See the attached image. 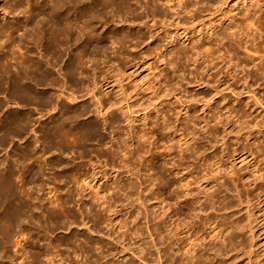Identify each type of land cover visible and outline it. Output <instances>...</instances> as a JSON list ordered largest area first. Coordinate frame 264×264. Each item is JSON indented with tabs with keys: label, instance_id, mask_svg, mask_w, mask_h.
<instances>
[{
	"label": "rangeland",
	"instance_id": "374dc122",
	"mask_svg": "<svg viewBox=\"0 0 264 264\" xmlns=\"http://www.w3.org/2000/svg\"><path fill=\"white\" fill-rule=\"evenodd\" d=\"M18 1L21 2V0H0V28H1L0 29L1 30L0 31V40H1L0 41V45H1L0 46V75H1L0 76V171L8 170L10 174V180H11L10 187H12L13 192L15 194L17 193L16 195L17 196L19 195L20 198L21 196L22 197L26 196V199H29L28 196H30L31 198H36L38 197V195H40L42 196V198L47 199L46 193H47L48 185L50 188H55L58 191L55 198H53L51 201L47 200L45 202V205H46L45 212H47L48 214L52 212V215L54 217L50 214L49 216H46L47 215L46 213L45 216L50 217L48 220L41 219L38 221L37 219L35 221V224L30 223V224L24 225V229L21 235L24 240L23 243H25L24 245L27 249L34 248L37 250H43L48 247L49 242L51 240L57 239L58 237H61V236L63 237L68 236L71 233V231L77 232V233L82 232L84 234H87L90 237L92 236V238L94 239H100L101 235L106 236L107 230L105 229V226L101 225L98 227H94V224L92 222L88 224V227L92 229L93 232H95V234L93 235L91 233H88L85 227H83L80 224L79 225L77 224L73 226L72 228H68V229L64 226H60V225L55 226L53 224V222L56 223V218L58 217L60 218L61 216H63L61 213L60 207L58 206L60 203L59 197H60V193L63 192L64 194L67 190L68 191L71 190L72 196L76 197V201L74 198V203H72L70 206L74 208L75 213L79 216V220H81V217L79 215V209L81 207V202L78 203L77 201H79L84 195H87L88 197L85 199V202L89 204V206L97 205L95 201L91 199V197L94 196L96 192V189L94 188L96 187V185L101 187L100 189L101 192L102 190L106 191V189L109 188L110 192L106 194V197L108 198L112 197V201H115L117 205L124 206L125 204H123V200L125 199V197H128L130 199L129 201L133 202V204L136 205V209L132 212L131 217L135 218L138 214H140L141 216L145 215L144 207L139 206L138 196L141 195L142 198L147 196L148 199L149 198L151 199V203L155 202L153 195L150 197L148 196L150 195V189L154 190L157 193L158 192L157 188L160 185V181L154 183L152 182L153 178H149L148 174L149 173L152 174V171L150 170L153 166L155 167L163 166L164 169H167L166 174H170L173 168H176V169L179 168L182 170V169L189 167V170L181 172L179 175H176V176L174 175L175 176L174 178H176V180L181 175L186 174L187 172H190L194 169H197V172L193 174L192 177L189 179V183H190L189 191L195 196L199 192H201L200 191L201 185L202 184L204 185L206 183V181H204L203 176L206 175L205 172L208 171L207 173H209L208 169H210V167L207 166L204 160L210 157L213 158L212 156L214 155H217L218 157H220L222 155L223 146L221 143H219V141H216V139L213 138V136H211L210 133L202 134L198 131L201 126L205 125L204 123H203L204 125L203 124L201 125L200 122L205 118L207 119L211 118L213 116V113H210L209 110L206 111V109L201 107V104H199L196 100H199L202 97L211 98L213 94H211V91L209 90V88H206L204 86L197 87V85L195 84L196 82L195 77H197L198 81L205 82V83H211L210 85L214 87H217L219 85V80H220L224 84L222 89L227 88V85H229L231 89L234 90V94H232L230 90L225 91L223 93L224 99L215 98L216 106L223 105L224 103V105L227 106V110H231V109L236 110V111L238 109L245 110L250 113L251 117L247 119L248 124L247 125L245 124L242 127L248 128L247 126L249 127L251 126L252 128V127H255V125H257L258 123L259 127L253 128V130L255 129L257 131L259 129H262V130L264 129V75L262 74V71L258 72L255 67V66H258L260 64V61L264 59V18H262V16L264 17V0H257L260 3L258 4L259 6H257L259 7L258 14H257L258 9L250 12L251 16L256 15V14H257V18L259 16L260 21L259 22L256 21L257 24H256V27H254L255 28L254 30H258L259 33H257L256 35V31L252 32V34L255 35L256 42L253 40L254 42L252 43L251 42L252 39L249 40V38H248V41H250L251 43L246 42L245 40L243 44L246 43L245 44L246 49L243 44H242V47L239 48L238 43H234L235 38L230 37V34L232 33L228 28L230 21H227L226 23L223 22V28L216 30L215 33H216L218 41L217 43H213V45L209 43L212 39L211 38L209 40L207 39V37L212 32H209L208 30H204L203 27L213 26L214 23L217 22L219 19H225V15L221 16L222 12H224L225 14H229V11L231 9L232 10L235 9V11L237 10L235 13L238 14L237 15L238 21L243 20L244 18L243 16L247 12L242 6H237V5L238 3L240 5H245V4L249 5V0H205L204 4L197 7L196 11H194L191 14L181 12L179 15L172 16L170 12L165 10L162 17L155 18V20L153 21H152V18H148V19L144 18L142 21H137V22L132 19L133 15H131L130 12L128 13V11L124 9H115L116 11L114 13L118 17L119 16L122 17L120 19H118L117 16L113 18L112 15L110 16L111 14L110 13L109 16L106 17L105 20L104 19L103 20L102 19H99V20L92 19L91 20L92 13L88 12L89 14L87 13L86 15L83 9L86 8V5L89 6L93 0H89V1L82 0L83 1L82 3H79L81 2L80 0L79 2L78 0L77 1L75 0L76 2H78V4L74 0L72 1L68 0V3H66L67 0H64V2L63 0H61L62 1L61 4L65 3L66 5L59 4L60 5L59 7L67 6L66 8L64 7V9L66 11H69V13H71L72 15H73V12H76L74 14L77 15L79 7L80 8L82 7L81 10L79 9L80 12H78V14L79 13L81 14V12H84L82 13V15L84 14V16L81 15L83 18L80 15H77V16L74 15L73 17V18L78 17L77 19L79 20V23H78V20H75L76 22L74 24L75 25L77 24V26H79V28L75 26L76 28L78 29L82 28L81 30L83 31V27H81V24L85 23L87 25L86 23L87 20L85 19H88V20L90 19L89 22L91 23V21H93L94 23V24L92 23L93 25L88 24L89 26H92V28L89 27V31L91 33H89L87 29L86 30L84 29V35L87 34L85 37L83 36V34H81V32H78L79 30H77L75 27H74V30L71 29L72 34L70 33L69 30L66 29L67 31L66 30L65 31L68 36L67 38L66 37L63 38V40L61 39L63 43L61 41L59 43L61 48L65 47L64 49H66V51L62 50L63 52L60 50L61 48L57 49V47L56 48L54 47L53 45L54 42H51L53 43L51 45L50 43H48L50 41L45 43L51 37L50 33L54 32V29L58 28L57 25L55 24L56 20L53 19L55 17V14L53 15V13L57 14V12H53V11H58L59 8H58V4L56 3L58 2L60 3L61 1L53 0V1H57L54 3L56 4L55 6H57V10H54L56 8L55 6L54 7L52 6L53 5L52 0L50 1L48 0H29V1L22 0L23 3L21 2V4ZM38 2L40 5L38 4ZM70 2L72 5L71 7L74 6L73 8H71V9H75L74 11L70 9ZM72 2L74 3V5ZM44 3L47 4L46 7ZM11 7H12V10H11ZM17 7L19 8L17 9ZM75 7H78V9H76ZM13 9L15 10V12ZM65 10L59 9L60 12L61 11L63 12ZM110 10L111 9H109L108 11L110 12ZM49 12L51 13V15ZM124 12L128 14L126 15V13L124 14ZM31 14H33V16ZM29 15H31L32 18ZM88 15L90 17H88ZM123 18L125 19V22L123 21ZM26 19H28L29 21L27 22ZM83 19L85 20V22L83 21ZM7 20H12V22L8 21L9 22L8 23ZM48 20H52L51 21L52 23L50 21L47 22ZM13 21L16 24V27L18 28V30L21 31V32L19 31L20 34L18 32L19 36L15 38L17 39L15 40L17 44L12 43L11 41L8 40L6 36V29H4V26L6 28L10 23H13ZM95 21L98 23H96ZM80 22L82 23L80 24ZM6 23L8 24L6 25ZM246 24L248 23L245 22V20H243V26L245 27L244 29L248 28ZM22 26H26V27H22ZM52 26L54 27L56 26V28L52 29L53 28ZM60 26L61 24L59 25L58 29H61V28L64 29L63 26L61 28ZM83 26L85 28V25ZM197 26H198V30L200 31L196 33L197 38L191 37L190 41L187 40L188 36H185L184 38V35H187V33H190L191 30H194ZM36 27H37V30H36ZM38 29H39V33L36 32L38 31ZM48 30L50 31L52 30V31L50 32ZM131 30L135 32L136 31L141 32L140 36H143L142 40H137L133 36L130 35V37H132L133 40H131V38H129V40L125 39L127 40L125 43V40H123V36L125 35L124 38H126L127 37L126 33L130 32ZM42 31H44L43 34H45V32L46 33L50 32V33H47L49 38H46L47 34L43 36L42 33H40ZM85 32H88L89 34ZM249 32L251 33V31ZM21 33H24V34L26 33V37H24L23 36L24 34H22L23 38L20 40V38L22 37ZM37 33L43 36V37H40L38 35L39 36L38 40L41 38L43 39V41L42 40L38 41L40 45H41L40 42L42 41V43H45L46 45L48 44L47 48L49 49L44 47L45 49L53 50L52 48H50L51 46L59 50V52H61V55L57 50H55L57 52L54 51L55 53L53 55L52 53H50L52 51H50L49 52L50 55L48 54V52L46 53L48 54V56L45 53H42L41 55L44 54L43 55L44 59H42V56L38 55V53L40 54V52H45V49L43 51L42 49L43 46L41 45L42 46L41 47L38 43H36ZM69 33L71 35H69ZM113 34L121 36L120 40L118 39L119 36H117V39H116V36H114ZM35 35H36V38L34 37ZM97 35L99 36L97 37ZM87 36L89 37L87 38ZM177 36L178 37L180 36L183 39L182 41H184L185 43L180 44V41L177 40L178 38ZM93 37H95V39H93ZM223 37H228L229 42L227 43L229 44H226V41H222ZM69 38H71L69 40L70 43L68 41ZM45 39L47 40L45 41ZM72 39L76 41V43H73L74 41ZM34 41L39 47L35 45ZM192 41H194V43L198 41H205L206 46L203 48V54L205 55L206 54L215 55V52L217 51V49H219L221 53L220 56L221 55L226 56L225 57L226 67L229 66V70H230V73H232L233 75V79L229 81L228 69L225 68L223 64H219L220 60L215 59L214 63L218 62L217 63L219 64L218 68L213 71L208 72V66H209L208 61L210 59L207 60L206 58L204 59L202 58L201 60H199L198 63H196L195 66H192V67L191 66L189 67L187 65L188 63L185 58L180 59L178 53L182 49L186 50L189 53V56L193 54L192 51L190 50V46L193 44ZM10 42H11V45H10ZM172 43H174V45H172ZM45 44L44 46H46ZM87 44H90V46ZM222 44H224V47L226 45L225 47L226 50L222 49L224 47L220 49V45ZM251 44L253 45L254 50L252 49L253 47H251L252 46ZM16 45H19L20 48H22V50H20V48L18 49L19 46H16ZM99 45H101V47H99ZM161 45H168V47L167 49L162 51V53H159L157 49ZM10 47H12V50L13 49L15 51L17 50L16 52L18 53L14 54L15 53L14 50H13L14 53L13 51L10 52L11 51ZM247 47H250L252 51H254L257 54L255 55L254 52L252 53L248 52V51H251V49L249 48L247 51ZM27 49L29 50L28 53L26 51ZM23 51L26 53H24ZM83 52H84L85 57L83 56L84 58L81 59ZM21 53H22L21 56H24L23 58L26 61L32 56L29 59V62L27 61L28 63H30L32 60L35 61L36 58L34 56L37 57L38 55L39 59L37 58V62H34V63H38L39 65V62H40L41 65L46 66V67L42 66L41 69L44 68V71H43L40 68H38L37 65H35L34 63H30L28 65V63L26 62L27 63V66H26L24 62L25 70L27 71L28 74L30 73L29 75L25 77L29 76L28 77L29 79L26 78V80L28 79L27 83L24 82L26 80H23L21 82L17 80V84L19 85L18 81L21 84L23 82L28 84L27 85V88L29 87L28 92H27V88H24V84H22L23 88H21L22 85L20 84L21 86L19 85L20 86L19 87L16 83L14 84V87L17 88L18 86L19 89H16L15 92L12 91L14 88L12 85L13 84L12 81L14 82V79H12V77H10L11 75L9 74H8L9 76L3 75V74L6 75L5 72L10 67L13 68V66L17 64V62L18 63L23 62L24 59L23 58L21 59L19 57ZM25 54H27V56L30 55L28 56L29 57L28 59H26L27 56L25 57ZM55 54L58 55L59 65L55 63L58 60H53V56ZM73 54H75V56ZM76 54H78V58L76 57L77 56ZM161 54H162L163 62H160L159 59L154 58L155 55L161 56ZM70 55H72L74 58ZM12 56L14 59L12 58ZM50 56L52 57V62L50 60L51 59ZM59 56H64L61 58L62 61L60 60ZM145 57L148 60L147 64H145L146 63L145 62L146 60L144 59ZM248 57L249 58L251 57L254 59L253 61H254L255 66L252 65L251 67L246 68V70L244 71L243 67L244 65L247 64L246 59ZM69 58L73 59V61H70ZM260 58H263V59H260ZM17 59L19 61L16 62ZM46 59L47 61L50 60L48 62L49 64L47 63ZM77 59L78 61L80 60L81 62L84 59L83 60L84 62L82 63V67L83 66L84 67L82 68L80 65L79 69H81L82 72L84 71L83 73L86 74V76L88 77V82H92V80L94 79L93 81L98 83L97 89L93 91V94L97 95L98 97L101 96V103H102L101 105L105 109L104 112H106V110L108 109H111L110 111L113 112V115L111 116V120L117 119L120 122V125L116 124L114 128H110L109 125H106L105 122L101 118L96 116L95 113H90L89 115L85 116V118H82L80 120V123H83V124H87L88 122H94L99 126L100 133L106 139L105 146L100 144L96 140H85L84 139L81 141L80 139H83V138H80L76 133L66 135V137H64V139L61 140V139H54L52 137H49L46 132V126L47 124H49L50 120H52L53 117L58 120L63 118L62 112L60 113L58 107L57 108L55 107L57 106V104H65L71 108L72 107L79 108L82 103H87L90 106L91 111H95L96 109L95 100L91 99V96L81 98L82 96H85L87 91L83 89L82 85L77 80H75V77L73 75L74 69L71 64L74 62V60L75 62H77L76 61ZM13 60L15 64H12ZM228 60H231L230 61L231 63L229 62L228 64L227 63ZM169 61L177 62L179 66V68L176 69L175 74L172 73L171 69L168 70ZM68 62H71V64L70 63L68 64ZM9 65L11 66L9 67ZM27 67H29V69H26ZM59 67H61L62 69L65 70L66 73L67 72L68 73L66 74L64 70H61ZM70 67L73 69V70L71 69L72 73L69 71ZM33 68H34V72L35 71L36 72L39 71L40 73L42 71L43 73L45 72V77H47L46 72L49 68L50 70H48L47 74L50 73L49 71H52L51 73H53L54 75L52 74V76H50L49 74V76L51 78L53 77L55 80L58 79L57 81L60 82V83L58 82V84L60 85L55 86L54 85L55 83H52V82H56V81H53L54 79L52 78L51 80L52 86L49 87L50 84H46L50 80L49 76L47 77L48 78L47 82L43 84L46 79L42 76V78L44 79V82L42 83L41 81L43 80L41 79V76H40L42 74H39V75L34 74V72L32 71ZM197 68H199V71H198L199 73L196 72ZM202 68H204L205 70L202 71L201 70ZM59 69L60 71H58ZM28 70H31L33 73L31 71L28 72ZM8 71L11 72L10 69ZM112 71H119V74H120L119 80L121 81L120 84L119 83L116 85L111 84L112 78L110 77L109 74ZM218 72L219 74L217 75ZM12 73L13 72H11L10 74ZM65 74L69 78L71 76L73 77V78L71 77L73 81L69 79L72 81L71 83L68 80V77L65 76ZM2 75L6 78L9 77L12 81L8 78L7 79L3 78ZM30 75H32L35 78L34 79L32 77L34 80L33 82L31 81ZM164 75H167V77L170 76V79H167L166 81H164ZM176 75H182L183 78L185 79V82L181 85L179 84L175 85V80L173 78ZM40 79L41 81L38 82V80ZM7 80H10L11 82L9 81L7 82ZM65 81H68L67 86H65V84L63 83ZM246 82L253 87L259 86L258 88L259 97L258 98L260 99V102L262 103V107L255 105L253 99H247L246 95L243 94L244 87H246L245 86ZM187 83L188 84L191 83V85L189 84L190 85L189 86ZM102 85H106L107 89L110 90L108 94L103 95L100 92L98 88H100ZM119 86L121 87V89ZM166 86L169 88L173 87L174 89H176L177 99L173 98V96H170L169 98H166V99L163 98L162 94ZM9 87H12V88H9ZM21 89H26L24 91H26L28 94L30 92L29 94L30 96L27 93L26 94L28 96L26 94H23L24 95L23 96L21 93L23 90L21 92L19 91ZM72 90L74 91L78 90L79 92V94H76V97H78L77 102H72L70 100L69 93L72 94L73 92ZM122 91L123 93H125L126 98L129 100L128 103L127 102L123 103L125 105H128L130 108V110L127 112L129 117L126 116L127 114L125 115V113H122L120 110H118L119 102H121L122 100L121 99ZM18 92H20L21 94ZM157 95H160V97H157ZM67 96L69 97V99L67 98ZM51 97L53 98L54 101L50 100L52 99ZM45 98L48 101H46ZM167 99L171 100L170 103H165L164 105L159 106L157 108V111L154 110L155 108L150 107L148 116L146 118L141 117V115L144 113L143 111L144 108H148L150 104H153V105L159 104L162 101L167 100ZM175 104L176 105L179 104V106L174 107ZM186 105L189 107L188 108L189 111L184 109V107H187ZM51 107H53V109ZM55 108L58 110H56ZM183 111H187V112H183ZM177 113L178 114L182 113L181 114L182 117H180V122L179 121L176 122ZM130 117L131 119H128ZM16 119H18L19 121ZM127 119L132 122L128 123ZM168 119L171 121V124H172L170 128L174 127V129L178 128L179 130L183 128L184 130L177 134L174 132V129L172 130L169 129L167 131L163 130V127H164L163 125H165V121H167ZM187 119L188 120L191 119L195 121V125H196L195 126L196 128L195 138H196V143H197L195 148L201 147V150L198 149L199 151L196 150L197 152L189 150L187 153H185L184 158L179 159L180 156L177 153V148H178L177 142L179 141V136L180 134H183L185 136H188V134H190V131H187V129L184 127L186 125L185 123H187L186 122ZM11 120H14V122L12 121L13 124ZM22 120H24V122ZM17 121H18V124L15 123ZM21 121L22 123H20ZM224 125L226 128L229 129L230 126H227V124H224ZM212 126H215V125L212 124ZM192 127H193V124L192 123L189 124V128L192 129ZM217 129H218L217 135L222 137L223 136L222 129L220 128H217ZM230 129L234 132H233V135H231L232 138L229 139V149L225 151V154H227V152L229 151L228 153H230L229 154L230 157H227L225 161L228 164V166L236 167L237 171H240L239 172L240 178H243V177H246V178L244 181L243 180L233 181L231 180V177L223 178L220 181L219 185L213 188V191L212 190L209 191V193L214 195L213 200L211 199L206 200V198H201L200 202H198L199 204L204 203L205 205L206 204L210 205L209 207L206 206L207 208L205 207V205H203V208L205 207L206 209L204 213L203 212L201 213V216L202 218H207V217H209L210 219L214 218L216 221L219 222V225H221L220 229L222 228V223L225 220H227L228 222L229 221L235 222L236 220L235 225H237V220H239L240 225H242V227H240V230H242L245 227L244 228L245 231H242L243 236L241 235L237 237L235 241L232 243V245L226 248L227 250L225 251L223 255L213 257L214 264H264V191H263L264 181H258L255 184H253L252 187H248L250 180L251 181L253 180L252 172H254L255 170L261 171L263 169L262 173H264V157L257 158V154H256V156L252 158V157H249V154L248 155L246 154L243 155L242 153L240 154V151H239L240 149L238 150L236 149L239 148L241 145L244 146L247 144L246 137L244 136L241 139L240 143L234 146L235 137H237L236 132L240 131L239 125L237 124L233 125V127H231ZM154 130H156L155 137H153V134H152ZM138 135L142 136L141 138H144V139H142L139 144L135 143L134 146H131V145L129 146L128 150L132 152L131 154L129 153L125 154L126 151L128 152V150L127 149L123 150L124 147L120 149L118 148L120 146L118 145V142L120 140L126 139L130 141L132 138H135L136 140L138 138ZM260 136L259 134H256V135L254 134L252 136L253 138L252 143H254L255 140H259L258 138ZM170 137L171 139L173 138V142L171 144L174 145V147L171 153L173 154L172 157H174L173 158L174 160H172L171 157L166 156L167 151L165 150L163 146L164 144H166L167 139L171 140ZM261 140L264 143V135L262 136L260 141ZM62 142L63 144H61ZM216 142H218L219 144H217ZM215 143L216 145H214ZM253 147H254L253 150L255 149L254 150V153H255L257 150L256 149L257 144H253ZM44 151H46L47 154H45ZM245 158H248L247 162L242 163ZM57 159H58V162H56ZM144 159L147 161L143 162ZM152 159H154L155 162H152L151 161ZM165 161L166 163L168 162L167 165ZM94 163H95L96 173H100V174L102 173L104 176L110 177L113 171L116 172L113 175L115 177L114 184L112 183L107 184L104 181L99 182L97 180H94V177L92 175L93 171L90 168V165ZM125 164L130 166L131 171L137 174L136 176H139L141 174L142 176L138 177L139 179L137 178V180L128 179L127 177L129 176L126 173L130 169L128 168V166L125 169L124 168ZM78 165L83 166L85 168L86 175L83 178H79L80 174L78 175H76L77 173L71 174L67 171L72 166H78ZM8 167H11V168H8ZM63 169L65 170L64 173L62 172ZM57 170L60 171L59 172L60 175L59 173H56L58 172ZM201 170H205L204 173H202ZM61 172L63 174H61ZM68 176L70 177L72 176V177L70 178ZM210 178L211 177H209V179ZM248 178L250 179L248 180ZM51 179L54 181H52ZM84 179H86V181L83 183L82 181ZM126 186L128 187V190L126 189L127 191L125 190L126 192L124 191L123 193L121 189ZM130 188H131V191H130ZM132 188H135L134 191L132 190ZM259 193L262 195H260ZM78 195H80V197ZM259 195L261 197H259ZM77 196H78V199H77ZM16 200H15V203L17 202ZM190 203H192V200H190ZM155 208L156 209L152 211L153 216L151 217L155 216L154 215L155 211L157 212V214L160 212L158 211V205H156ZM218 209H221V211H219ZM50 210L52 211L50 212ZM54 211H56L57 213L55 214ZM127 216H129V214H126V212L122 213V218L123 217L126 218ZM251 217L253 218V221H254L252 224L253 232H250L248 229ZM49 221L50 223L52 222L51 223L52 226L51 224H49ZM88 222L89 221L87 219L86 223ZM45 223L49 225H46ZM139 224H140V230L146 233L147 235L151 231L153 232L155 228H157V226L155 225V222L151 221L148 224V220H145V219H142L139 222ZM12 226H14V224L11 225L10 229L15 230V228L13 229ZM48 226H50V229L48 228ZM130 227L132 228L133 224H130ZM161 229H162L161 231L162 236L166 237L167 234L164 232L163 228ZM202 230H203V227H202ZM124 231H121V232L118 231L117 234L114 235V237H117V235H120ZM98 232H100V234H98ZM14 234L15 232L13 233V235ZM120 238L124 239L123 245L125 249H127L125 253H123L124 258L123 259L121 258L119 263H116V260L110 256L107 259H105V261L103 260L100 261L101 264H106L108 261L111 262L109 264H114V263L115 264H131V263L138 264L139 263V261L136 260V258L132 256L131 252L135 247L139 246V244L142 245L143 243H139L138 241L131 239L130 236L128 235H125V237L120 236ZM242 241L243 243H245L244 245H246L245 248L239 245V243H241ZM104 242L105 244H108V246H113L110 241L105 240ZM225 245H227V243H225ZM164 247H166V245L163 247L159 245L158 247L159 251L156 249H153L152 254H147V259L149 260L158 259V256L160 255L161 257H163V259L161 260V263L163 262V264H166L165 263L166 260L164 258V253H165ZM63 250L64 248H61V249L56 248L52 250L51 255L48 259L41 258L43 261L40 264H81L79 263V262H82L81 256L77 259L74 256L73 250H70V249L66 251H63ZM253 250L255 251V258L249 262V260H247L245 256H246V253L248 254V252L250 253ZM114 251L122 252V247H117ZM8 255L9 256L11 255L10 257H13L14 251L12 248L9 249ZM199 255H205V257H207L206 251H202L201 253H199ZM237 256L238 257L240 256V257L238 258ZM20 261L19 259H16L17 264L20 263ZM1 262L9 263V258L6 257L4 259H0V263Z\"/></svg>",
	"mask_w": 264,
	"mask_h": 264
},
{
	"label": "bare ground",
	"instance_id": "6f19581e",
	"mask_svg": "<svg viewBox=\"0 0 264 264\" xmlns=\"http://www.w3.org/2000/svg\"><path fill=\"white\" fill-rule=\"evenodd\" d=\"M48 1H50V0H48ZM57 1H53L52 0L53 5L52 4L51 5L54 7L56 4H58V8L60 10L61 9L65 10L64 9L65 6L64 7L63 6L59 7V6L60 5H66V4L65 3L64 4H61L62 3L61 0H59V1H61L60 3L58 2V3L54 4ZM69 1H72V0H69ZM80 1L81 2H79V0H78L79 3H82L83 2L82 0H80ZM87 1H89V0H87ZM204 1L205 0H137V1L136 0H93L92 3H90L89 6L86 5V3H85L86 8H84L83 10L85 11L86 15H87L88 12H91L92 13L91 14V20L92 19H94V20L95 19H98V20L99 19H102V20L104 19L105 20L106 17H108L110 13H111L110 16L112 15V17L115 18L117 16L114 13L116 11L115 9H124V10H127L128 13L130 12V14L133 15V18L132 19L134 21H136V22L137 21H142L144 18H147V19L148 18H152V21H153V20H155V18L162 17L163 14H164V12H165V10L168 11V12H170L172 14V16L179 15L181 12L182 13L191 14L194 11H196L197 7H199L200 5L204 4ZM254 1L255 0H249V5H247V4L240 5L239 3L237 5V6H242L246 10V12H247L243 16L244 17L243 20H245V22L248 23V24H246L248 26L247 29H244L245 27L243 26V20H240V21L237 20V17H238L237 15L238 14L235 13L237 11V10L235 11V9L234 10L231 9L229 11V14H225L224 12H222V15L221 16H224L225 15V19H219L217 22L214 23L213 26H210V27H205L204 26L203 27L204 30H208L209 32H212L207 37L208 40L210 38L212 39L209 43H211L212 45H213V43H217L218 40H217V36H216V33L215 32H216L217 29H222L223 28V22L226 23L227 21H230V24H229V27H228L229 30L232 32L230 34V37L231 38H235L234 39V43H238L239 48L242 47V44L245 42V40H246V42H250V41H248V38H249V40L252 39L251 42L253 43L255 41V35L252 34V32L256 31V35H257V33H259L258 30H254L255 29L254 27H256V24H257L256 21H258V22L260 21L259 20V16L257 18V14L259 13V7H257V6H259L258 4H260V3L257 0L255 2ZM18 2H20V1H18ZM21 2H22V0H21ZM21 2H20V4H21ZM63 2H64V0H63ZM78 2H76V3L78 4ZM46 3H48V2H46ZM46 3H44L45 4V7L47 5ZM66 3H68V0H67ZM38 4H39V2H38ZM49 4H50V2H49ZM73 5H74V3H73ZM71 6L72 5H71V2H70V9L74 7V6L73 7H71ZM12 7H11V10H12ZM163 7H165V8H163ZM18 8L19 7H17V9ZM40 8H41V6H40ZM55 8L56 9H54V10H57V6H55ZM75 8L78 9V7H75ZM81 8L79 7L80 10H81ZM51 9H53V8H51ZM59 9H58V11H59ZM79 9H78V12H80ZM109 9H111L110 12L108 11ZM257 9H258L257 14L251 16L250 15V12L251 11H255ZM71 10L74 11L75 9H71ZM4 11H6V10H4ZM58 11H53V12H57L58 15L56 13H53V15L55 14V17L54 18L52 17V18L56 20L55 21L56 22L55 24L57 25L58 28H59V25L61 24L60 28L63 26L64 29L63 28H61V29H58V28L57 29H54V28H56V26L55 27L52 26L53 27L52 29H54V32L50 33L52 30L51 31L48 30L50 32H47V33H50L51 34L50 35L51 36L50 38H49V36H48V34L46 32H45V34H43L44 31H42L40 33H42L43 36L47 34V37L46 36L45 37L46 38H49V39L48 40L45 39V41L47 40L46 42L44 41L45 43H47L48 41H50L48 43H50V45H51V44H53L51 42H54V44H53L54 47L55 48L57 47V49H60L61 48V46L59 44L60 41L63 43V41H62L63 38H65V37L67 38V36H68L67 33H66L67 30H69L70 33L72 34V30L71 29L74 30V27L77 26V24L75 25L74 23L76 22L75 20H78L77 19L78 17L73 18L74 15H75L74 13H76V12H73V11H71V12H73V15L71 13H69V11H66V10L63 11V12L62 11L61 12L59 11L60 14L58 13ZM14 12H15V10H14ZM78 12H77V15H80V16L82 15V13H84V12H81V14L80 13L78 14ZM125 13L126 12H124V14ZM128 13H126V15ZM24 15H25V13H24ZM31 15L33 16V14H31ZM31 15H29V16H31ZM50 15H51V13H50ZM77 15H75V16H77ZM32 16H31V18H32ZM82 16H84V14ZM227 16H228V18H227ZM88 17H90V16L88 15ZM26 18H28V17H26ZM120 18H122V17L119 16L118 19H120ZM262 18H264V17L262 16ZM12 20H7V22L8 21L12 22ZM26 20H27V22L29 21L28 19H26ZM52 20H48L47 22H49V21L51 22ZM85 20H87L86 21L87 25L93 23V21H91V23L89 22L90 19L89 20L88 19H85ZM85 20L83 19L84 22H85ZM123 21L125 22V19L124 18H123ZM126 21H127V19H126ZM82 22H80V24ZM8 23H6V25ZM78 23H79V20H78ZM96 23H98V22H96ZM53 24H51V25H53ZM83 25H85V28H84ZM87 25L85 23H82L81 24V27H83V31L81 30L82 28L81 29H78L79 26H77L78 28H76V27L75 28L77 30H79L78 32H81V34H83V36L85 37L87 34L84 35V29L85 30L87 29V31L89 33H91L89 31V27L92 28V26H89V25L87 26ZM45 26H47V25H45ZM86 26H87V28H86ZM103 26H104V24H103ZM22 27H26V26H22ZM4 29H6V36H7L8 40L11 41L12 43H16L15 40H17V39H15V38L19 36L18 35V32L20 30H18V28L16 27V24L14 23V21H13V23H10L6 28L4 26ZM50 29H51V27H50ZM76 29H75V31H76ZM93 29H94V27H93ZM36 30H37V27H36ZM249 31H251V33ZM20 32H19V34H20ZM36 32L39 33V29ZM88 32H85V33H88ZM198 32H200V31L198 30V26H197L194 30H191L190 33H187V35H184V38H185V36H188L187 37V40L190 41L191 37L197 38L196 33H198ZM38 33H37V39H36L37 42L36 43L39 44L38 41L39 40H42L43 41V39L41 38V39L38 40V37L39 36L40 37H43V36H41ZM70 33H69V35H71ZM22 34H24V33H21V36H22ZM116 34L115 35L113 34V35L116 36V39H117V36H119V35H116ZM140 34H141V32H137V31L135 32V31H132L131 30L130 32H127L126 33V36H127L126 38H124L125 35L123 36V40H125V39H128L129 40V38H131V40H133L132 37H130V35L133 36L137 40H142L143 36H140ZM29 35H31V34H29ZM23 36L26 37V33ZM23 36L21 38L19 37L20 40L23 38ZM98 36L99 35H97V37ZM34 37L36 38V35ZM88 37L89 36H87V38ZM120 37L121 36L118 37L119 40H120ZM72 38H73V36H72ZM70 39L71 38H69L68 41ZM93 39H95V37H93ZM173 39H175V38H173ZM23 40H25V39H23ZM123 40H121V41H123ZM177 40L180 41V44H184L185 43L184 41H182L183 39L180 36L177 38ZM228 40H229L228 37H223L222 38V41H226V44H229V43H227V42H229ZM42 41L40 43L43 46L42 49L44 51V49L47 48V45L48 44L46 45L45 43H42ZM110 41H112V40H110ZM126 41L127 40H125V43H126ZM11 42H10V45H11ZM64 42H66V41H64ZM85 42H86V40H85ZM192 42H193V44L190 46V50L192 51L193 54L191 56H189V53L186 50L182 49L178 53L180 59L185 58L186 61H187V63H188L187 65L189 67L190 66L191 67L192 66H195L196 63H198L199 60H201L202 58L203 59L206 58L207 60L210 59L208 61V64H209V66H208V72L217 69L218 66H219V64H223L225 66V68L228 69L229 81L233 79V75H232V73H230L229 66L226 67V63H225V57L226 56H223V55L220 56L221 53H220L219 49H217V51L215 52V55L214 54L213 55H211V54L210 55L209 54H206L205 55V54H203V48L206 46L205 41H198V42H195V43H194V41H192ZM34 43H35V41H34ZM36 43H35V45L37 47H39ZM69 43H70V41H69ZM73 43H76V41H74ZM87 43H89V42H87ZM44 44L46 46H44ZM114 44H115V42H114ZM224 44H225V42H224ZM224 44L220 45V49L222 47H224ZM245 44H243V45L245 46ZM87 45L90 46V44H87ZM168 45H161V46H159L158 49H157V51L159 53H162V51H164L165 49H167ZM172 45H174V43H172ZM16 46H19V45H16ZM66 46H67V44H66ZM73 46H74V44H73ZM244 46H243V48H244ZM99 47H101V45H99ZM225 47H226V45H225ZM225 47L222 48V49L226 50ZM251 47H253V45ZM2 48H3V46H2ZM10 48H11V51L10 52H12L14 49L12 50V47H10ZM19 48H20V46L18 47V49ZM50 48H52L53 50H47V49H49V48H47V49H45V52H40V54L38 53V55H41L42 53H45L46 54L47 52L49 54L50 51H52V52H50V53H52V55L55 52H57V51L59 52V50H57V49H55V48H53L51 46H50ZM64 48L62 47L60 50L61 51L62 50L63 51L64 50L66 51V49H64ZM249 48L250 47H247V51H248ZM94 49H95V47H94ZM97 49H98V47H97ZM245 49H246V46H245ZM252 49L254 50V47ZM252 49H251V51H248V52H250V53L254 52V51H252ZM20 50H22V48H20ZM55 50H57V51H55ZM14 51H13V53H14ZM16 51H15L14 54H17L18 53ZM26 51H27V53L29 52L28 49ZM83 51H84V49H83ZM24 53H26V52H24ZM59 53L61 55V52H59ZM79 53H80V51H79ZM227 53H229V52H227ZM48 54H46V55L48 56ZM256 54L257 53H255V55ZM11 55H13V54H11ZM21 55H22V53L20 54L19 57L22 59L24 56H21ZM38 55H37V57L34 56L36 58V60L34 61V60L31 59L33 62L31 61L30 63L37 62ZM43 55H41L42 56V59H44ZM55 55H57V54H55ZM73 55L75 56V54H73ZM76 55H77L76 57L78 58V54H76ZM26 56H27V54H25V57ZM28 56H30V55H28ZM28 56L26 57V59L29 58ZM54 56H53V60H58L55 63H57V65H59L58 55L55 56V57ZM70 56H72V55H70ZM80 56H81V54H80ZM83 56H84V52L82 54L81 59L85 57V56L84 57ZM214 56H216V57H214ZM56 57H57V59H56ZM59 57H60V60L62 61L61 58L64 57V56H59ZM12 58H13V56H12ZM154 58L155 59H159L160 62H163L162 54H161V56L155 55ZM11 59H10V61H11ZM18 59L16 60V62L19 61ZM29 59L27 60L28 62H29ZM40 59H41V57H40ZM89 59H90V57H89ZM144 59L146 60L145 61L146 62L145 64H147V62H148L147 58L145 57ZM215 59L216 60H220L219 61V64H217L218 62L217 63H214ZM260 59H263V58H260ZM50 60L52 62V57H51ZM80 60L78 61V59H77L76 60L77 62H75V60H74V62L72 64H71V62H68V64L70 63L73 66V69H74L73 75L75 77V80H77L82 85L83 89L87 91L86 94H85V96H82L81 98H84V97H87V96L88 97L91 96V99L95 100L96 109H95V111H91L90 110V106L87 103H82L79 108H73V107L71 108V107H69V106H67L65 104H57L56 103L57 106H55V107L56 108L58 107L60 113L62 112L63 118L58 120V119H55L54 117H53L54 119L51 117L52 120H50L49 124H47V126H46V132H47V135L49 137H52L54 139H61V140L64 139V137H66V135L76 133L80 138H83V139H80L81 141L84 140V139L85 140H96L97 142H99L100 144H102V145L105 146V140L106 139L100 133L99 126L96 123H94V122H88L87 124H83V123H80V120L82 118H85V116L89 115L90 113H95L96 116H98L99 118H101L105 122L106 125H109L110 128H114V126H116V124H119L120 125V122L117 119L111 120V116L113 115V112L110 111L111 109H108V110H106V112H104L105 109L101 105L102 104L101 103V96L98 97L97 95H94L93 94V91L97 89L98 83H96L95 81H93L94 79L92 80V82H88V77L86 76V74L83 73L84 71L82 72L81 69H79L80 68V65L82 67V63L84 62L83 61L84 59L82 60V62ZM253 60L254 59L251 58V57L250 58L248 57L246 59L247 64L244 65V67L242 66L244 71L246 70V68L251 67L252 65H254V61ZM27 61L24 59L23 62H21V63H18L17 62V64H15L14 63V60H13V63L10 62L12 64H15L13 66V68L10 67L11 65H9V67H10L9 69L13 73L10 74L11 72L8 71L9 69L8 70L5 69V70H7L5 72L6 75L3 74V72H2V74L4 76L11 75L10 77H12V79H14V82H13L9 77H7L8 79H10L12 81L13 84L12 83H10V84H12L13 87H14V84L15 83L17 84V80H19L21 82L23 80H26V78L29 77V76L28 77H25V76H27V75L30 74V73L28 74L27 71L25 70L24 62L26 64V66H27V63H28ZM46 61H47V59H46ZM46 61H45V63H46ZM49 61H47V63ZM70 61H73V59H70ZM230 61L231 60H228L227 63L229 64ZM263 61H264V59L260 61V64L258 66H255V65L254 66L256 67V69H257L258 72L259 71H262V74L264 75V62ZM30 63H28V65ZM53 63H54V61H53ZM74 63H75V65H74ZM34 64L37 65V67L40 68V69L43 66V65H41L40 62H39V65H38V63H34ZM168 64H169L168 70L171 69L172 73L175 74L176 73V69L179 68L177 62L169 61ZM32 65H31V67H32ZM83 65H85V64H83ZM29 67H27L26 69H29ZM43 67H46V66L44 65ZM237 67H239V66H237ZM11 68L13 69V71H12ZM34 68L32 70L33 72H34ZM59 68L61 70H64L61 67H59ZM68 68H69V66H68ZM14 69H16V70H14ZM60 69L58 71H60ZM71 69L72 68L70 67V70L69 69L68 70L72 73ZM41 70L44 71V68L41 69ZM48 70H50V69L48 68ZM48 70L46 72L47 77L49 76V74H50V76H52V74H53V73H51L52 71H49L50 73L47 74L48 73ZM201 70L204 71L205 69L202 68ZM29 71H31V70H28V72ZM43 71L41 73L39 71H38L39 73L35 71L34 74H36V75L37 74L38 75L39 74H42L40 76H41V79L43 81H41V79H40V80H38V82L39 81H41L42 83L44 82V79L42 78V76H43L46 79L45 82L43 83V84H45L47 82V79L48 78L45 77V72L43 73ZM198 71H199V68H197L196 72L199 73ZM8 72H10V73H8ZM64 72H65V70H64ZM66 74H65V76H67ZM218 74H219V72L217 73V75ZM3 75H2V77L3 78H6ZM32 75H30V76H31V81L33 82L34 81L33 80L34 77ZM109 75L112 78V83L111 84H113V85L114 84L116 85L118 83L120 84L121 81L119 80V77H120L119 71H112ZM71 77L70 78L68 77V80L69 79L72 80L73 77L72 78ZM52 78L50 77V80L48 81L49 83L48 82L46 83V84H50L49 87L52 86V84H51ZM167 79H170V76L167 77V75H164V81H166ZM173 79L175 80V85H177V84L181 85V84H183L185 82V79L183 78L182 75H176ZM5 80H3V81H5ZM10 80H7V82L8 81L11 82ZM27 80L24 81V82L27 83ZM57 80L58 79H56V80L54 79L53 80V81H56L57 84H56V82H52V83H55L54 84L55 86L56 85L57 86L60 85V84H58L59 81H57ZM71 80H69L70 83L73 81V80L72 81ZM19 81H18V83L20 85L21 83ZM195 81H196L195 84L197 85V87L204 86L206 88H209V90L211 91V94H213L211 98L202 97L201 99L196 100L199 104H201V107H203V108L206 109V111L209 110L210 113H213V116L211 118H209V119L205 118V119H203L200 122L201 125L203 123L205 125L203 124L204 126H201L198 131L200 133H202V134L210 133V135L213 136V138H215L216 141H219V143H221L222 146H223V148H222V155L220 157H218L217 155H214V156H212L213 158L210 157V158H206L204 160L205 163L207 164V166L210 167V169H208L209 170V173H207L208 172L207 171V172H205L206 175L203 176L204 181H206V183L204 185L203 184L201 185V187H200V191L201 192H199L195 196V195H193L189 191V187H190L189 179L192 177L193 174H195L197 172V169H194V170H192L190 172H187L186 174L181 175L176 180V178H174V177L176 175H179L181 172H184L186 170H189V167H187L185 169H182V170L179 169L178 167H177L178 169L173 168V170H172V172L170 174H166V172H167L166 170L167 169H164L163 166H157V167L153 166L151 168V170H150V171H152V174L151 173L148 174L149 175V178H153V181L152 180L151 181L154 182V183L160 181V185L157 188V191H158L157 193L154 190L150 189V195H148V196L149 197L152 196V195L154 196V199H155V202L154 203H151V199L150 198L148 199L147 196H145L144 198H142L141 195L138 196L139 206L144 207V209H145V215L141 216L140 214H138L135 218L131 217L132 212L136 209V205H134L133 202H130L129 201L130 199L128 197H125V199L123 200V204H125L124 206L117 205V203L115 201H112V197H109V198L106 197V194L110 192L109 188L106 189V191L102 190V192H101L100 191L101 187H99V186L96 185V187H94L96 189V192H95L94 196L91 197V199L93 201H95V203L97 205H94V206L91 205V206H89V204H87L85 202V199L88 197L87 195H84L79 201H77L78 203L81 202V207L79 209V215L81 217V220H79V216L75 213L74 208L70 206L72 203H74V198H75V201H76V197L72 196V191L71 190L68 191L67 188H66V186H65V188H66L67 191L64 194H63V192L60 193V197H59L60 198L59 199L60 200V203L58 205L60 207V210H61V213H62L63 216H61L60 218L58 216H57L58 218L55 217L56 218V223L53 222V224L55 226L56 225L64 226L67 229L68 228H72L73 226H75L77 224L78 225L80 224L83 227H85V229H86V231L88 233H91L93 235V234H95V232H93V230L88 227V224H90L92 222L94 224V227H98V226L104 225L105 226V229L107 230L106 236L105 235H101L100 239H94V238H92V236L90 237L87 234H84L82 232H78L77 233V232L71 231V233L68 236H64V237L63 236H61V237H58L57 236L58 237L57 239L51 240L49 242V245H48L49 248L47 247V248H45L43 250H37V249H34V248H31L30 247L31 249H27L25 247V245H24L25 243H23L24 240H23L22 235H21V233H22V231L24 229V225L25 224H30V223L35 224V221L37 219H38V221L41 220V219L48 220L50 217H46V216H49V214L52 215V212H51L52 210H50L51 213H49V214L47 212H45V209H46L45 202L47 200H50L51 201L53 198H55L56 197V194L58 193V191L55 188H50L49 185H48L47 186V193H46L47 194L46 195L47 196V199L42 198V196H40V195H38V197H36V198H31L30 196H28L29 199H26V196H23V197L21 196V198H20L19 195L18 196L16 195L17 193L15 194L13 192L12 187H10V181L11 180H10V174H9L8 170L7 171H0V259H4L6 257L9 258V263L8 262H1L0 264H17L16 259H19V261L21 260L20 263H18V264H40L43 261L42 259L43 258L48 259L50 257V255H51V251L54 250V249H56V248H58V249L64 248L63 251H66V250H69V249L70 250H73L75 258L78 259L81 256V261L82 262H79L81 264H101L100 261H102V260L105 261V259H107L110 256L113 259L116 260V263H119L120 259L121 258L122 259L124 258L123 253H125V251L127 250V249H125V247L123 245L124 239H121L120 238V236L125 237V235L130 236L131 239H134L135 241H138L139 243H143L142 245L139 244V246L135 247L132 250V252H131L132 256L135 257L136 260L139 261L138 264H163V262L161 263V260L163 259V257H161L160 255L158 256V259H153V260L147 259V254H152L153 253L152 252L153 249H156V250L159 251V249H158L159 245L162 246V247L166 245V247H164V249H165L164 258L166 260V262H165L166 264H214L213 263V257L223 255L225 253V251L227 250L226 248L229 247V246H231L232 243L235 241V239L243 234L242 231H245V229H244L245 227L242 230H240V227H242V225H240V221L239 220H237V225H235L236 224L235 223L236 220H235V222H232L231 221L232 223L230 221L228 222L227 220H225L222 223V228L220 229V226L221 225H219V222L216 221L214 218H211V219L209 217L202 218V216H201V213L202 212L204 213L205 209L207 207H209L210 205H208V204L205 205L204 203L203 204H199L198 202H200L201 198H206V200H209V199L213 200L214 195L211 194V193H209V191H211V190L213 191V188H215L216 186H218L219 183H220V181L223 178L231 177V180H233V181L234 180H239V181H242L243 180L244 181L245 178H246V177L240 178V176H239V172L240 171H237V168L236 167L228 166V164L225 161V159L227 157H230L229 156L230 153H228L229 151L227 152V154H225V151H227L229 149V139L232 138L231 135H233V132H234L230 128L233 127V125H236V124L239 125V130L240 131L239 132H236L237 133V137H235V144H234V146H236V144H239L240 141H241V139L245 136L246 137L247 144L244 145V146L241 145L240 147H242V148L239 147L236 150L240 149L239 150L240 151V154L241 153L243 155H245V154L248 155L249 154V157H252V158L255 157L256 154H257V158L264 157V143L262 142V140L260 141V139L264 135L263 134L264 133V129L263 130L262 129H259L257 131L255 129L253 130V128L259 127L258 123H257V125H255V127H252L251 128V126L250 127L247 126L248 128H243L242 127L243 125H245V124L247 125L248 124L247 123V119H249L251 117L250 116V113L247 112V111H245V110H240V109H238L237 111L236 110H233V109L227 110V106L224 105V103H223V105H220V106L217 105L216 106V99H222V98L224 99L223 93L225 91L230 90L231 93L234 94V90H232L229 85H227V88L222 89V87L224 86V84L220 80H219V85L217 87L211 86L210 85L211 83L200 82V81L197 80V77H195ZM1 82H2V80H1ZM24 82L22 84H24V88H27V85L28 84H26ZM67 82L68 81L63 82L65 84V86H67ZM189 84L191 85V83H189ZM18 86H17V88L14 87L15 90L13 88L12 91L15 92L16 89H19ZM245 86L246 87H244V93L243 94L246 95L247 99H253L255 105L262 107V103L260 102V99L258 98L259 97L258 96L259 95V93H258V88H259L258 84H257L258 87H255V86L253 87V86H251L250 84H248L246 82ZM140 87H141V85H140ZM9 88H12V87H9ZM21 88H23V85H22ZM98 89L100 90V92L103 95L108 94L109 91H110L109 89H107V86L106 85H102ZM120 89H121V87H120ZM24 90H26V89L19 90L20 92L22 91L21 92L22 95L23 94H26L28 92L29 87L27 88V92L24 91ZM72 91H73L72 94L69 93L70 100L72 102H77L78 101V97H76V94H79V92H78V90L77 91L76 90L75 91L72 90ZM20 92H18V93H20ZM176 93H177L176 92V89H174L173 87L172 88H169V87L166 86L164 88V90H163V94L162 95H163V98H165V99L166 98H169L170 96H173V98L177 99ZM29 94H30V92H29ZM26 95H25V97H26ZM69 97L67 96L68 99H69ZM157 97H160V95H157ZM48 98H50V97H48ZM121 99L122 100H121V102H119L118 110H120L122 113H125V115L127 114L126 116H128V113L127 112L130 110V108H129L128 105H125L123 103H126V102L128 103L129 100L126 98V95H125V93H123V91H122V97H121ZM50 100L54 101L53 98L50 99ZM46 101H48V100L46 99ZM170 101L171 100L167 99V100H164L161 103L156 104V105L150 104V106L148 108H144V110H143L144 113L141 115V117L146 118L148 116L149 108L150 107L155 108L154 110L157 111V108L159 106H162L165 103H170ZM175 106L178 107L179 104H177V105L175 104L174 107ZM53 107H51V108L53 109ZM169 108H171V107H169ZM188 108H189L188 106L187 107H184L185 110H188L189 111ZM58 109H56V110H58ZM183 112H187V111H183ZM223 112H225V113H223ZM181 114H178L177 113L176 122L177 121L180 122V117H182ZM128 119H131V117L128 118ZM128 119H127V122L128 123L132 122V121H130ZM16 120H18V119H16ZM12 121L14 122V120H11V122ZM18 121L15 122V123L18 124ZM22 121L24 122V120H22ZM22 121L20 123H22ZM13 122H12V124H13ZM186 122L187 123H185L186 125L184 127L187 129V131H190V134H188V136H185L183 134H180V136H179V141L177 142V144H178L177 153L180 156L179 159L184 158L185 153H187L189 150H191V151H196L198 149L201 150V147L200 148L199 147L195 148V146L197 145L196 138H195L196 137V132H195V129H196L195 126L196 125H195V121L194 120H191V119L190 120L187 119ZM191 123L193 124L192 129L189 128V124H191ZM212 124H214L215 126H212ZM224 124H227V126H230L229 129L226 128ZM171 125H172L171 124V121L168 119L167 121H165V125H163L164 126L163 127V130H166L167 131L169 129H171V130L174 129V127L170 128ZM217 128L222 129V132H223V136L222 137H220V136L217 135V130H218ZM183 130H184L183 128L181 130H179L178 128H175L174 129V132L177 134V133H180ZM155 133H156V130H154L152 132L153 137H155V135H156ZM238 134H240V135H238ZM254 134L255 135L256 134H259V136L260 135L261 136L258 138L259 140H255L254 143H252V140H253L252 136ZM141 137L142 136H139L138 135V138H137L138 140L137 139L135 140V138H132L130 141H128L126 139L120 140L118 142V145H120L118 148L120 149V148H123L124 147L125 149L123 148V150H126V149L128 150V148H129L130 145L131 146H134L135 143H138L139 144L141 142V140L144 139V138H141ZM170 139H171V137H170ZM217 139H219V140H217ZM172 142H173V138L171 140L167 139L166 144H164L163 146H164L165 150L167 151V155L166 156L167 157L169 156V157L172 158V160H174L173 159L174 157H172L173 154L171 153V151L173 150V147H174V145L171 144ZM216 143L219 144L218 142H216ZM216 143L214 145H216ZM61 144H63V142ZM253 144H257V148H256L257 150H256L255 153H254V150L255 149L253 150V148H254L253 147ZM44 152H45V154H47L46 151H44ZM29 153H28V155H29ZM127 153L131 154L132 152H130L128 150V152L126 151L125 154H127ZM82 157H83V155H82ZM51 159H53V158H51ZM58 159H57L56 162H58ZM247 160H248V158H245L242 163H246ZM146 161L147 160H145V159L143 160V162H146ZM151 161L152 162H155L154 159H152ZM165 163H166V161H165ZM167 164H168V162L166 163V165ZM127 166L128 165L125 164L124 165V168L126 169ZM8 168H11V167H8ZM25 168H26V166H25ZM90 168L93 171V174L92 175L94 177V180H97L99 182H103L104 181L107 184L108 183L109 184L110 183L114 184V178L115 177L113 175L116 173L115 171H113V173H112V175H110V177H106L102 173L100 174V173H96L95 172V163L94 164H91L90 165ZM128 168L130 169L126 173L129 176V177H127V175H126V177L128 179L137 180L138 177L142 176V174L141 175L138 174L139 176H136L137 174L136 173H133L131 171L130 166H128ZM132 170H134V169H132ZM262 170L261 171L255 170L254 172H252L253 180L252 181L250 180V183H249V186L248 187H252L253 184H255L258 181H264V173H262ZM67 171L69 173H71V174L72 173L73 174L74 173H77L76 175L80 174V177L79 178H83L86 175L85 168L83 166H79V165L78 166H72ZM204 171L205 170H201L202 173H204ZM59 172L60 171H58L56 173H59ZM62 172L64 173L65 170L63 169ZM62 172H61V174H63ZM59 175H60V173H59ZM68 177H70V176H68ZM209 177H211V178L209 179ZM249 179L250 178H248V180ZM57 180H58V178H57ZM52 181H54V180H52ZM85 181H86V179H84L82 182L84 183ZM77 182H78V180H77ZM67 186H68V184H67ZM44 189H45V187H44ZM126 189L128 190V187L127 186L124 187V188H122L121 191H123V193H124V191ZM134 189L135 188H132L133 191H134ZM130 191H131V188H130ZM260 195H262V194H260ZM260 195H259V197H261ZM78 196L80 197V195H78ZM78 196H77V199H78ZM15 200L17 201L16 202L17 204L15 203ZM190 200H192V203H190ZM156 205H158V211H160V212L157 214V212L155 211V213H154L155 216L154 217H151V216H153L152 215L153 214L152 211L154 209H156L155 208ZM163 205H165V206H163ZM203 205H205V207L206 206L207 207L206 208L205 207L203 208ZM211 206H213V205H211ZM210 208H212V207H210ZM218 210L221 211V209H218ZM123 212H126V214H129V216H127L126 218H124V217L122 218V213ZM46 213H47V215L45 216ZM54 213L56 214L57 212L54 211ZM175 218H176V220H175ZM87 219L89 221L88 223H86V220ZM142 219L148 220V224L151 221L155 222V225L157 226V228H155L153 232L151 231L152 233L150 232L147 235L146 233H144L143 231L140 230V224H139V222ZM14 220H16V221H14ZM45 222H47V221H45ZM253 222H254L253 221V218L251 217L250 218V222H249V228H248L250 232H253V228H252ZM51 223L49 221V224H51ZM12 224H14V226H12V227H13V229L15 228V230H11L10 229ZM49 224H46V225H49ZM130 224H133V227L132 228L130 227ZM51 226H52V224H51ZM202 227H203V230H202ZM48 228L50 229V226H48ZM161 228H163L164 232L167 234L166 237H163L162 236V232H161L162 229ZM124 230H126V231H124ZM118 231H120V232L121 231H124V232H122L120 235H117V237H114V235H116ZM148 231H147V233H148ZM14 232H15V234L13 235ZM98 234H100V232H98ZM105 240L110 241L113 246H108V244H105V242H104ZM243 241L241 243H239V245H241V246H243L245 248L246 245H244L245 243H243ZM225 243H227V245H225ZM117 247H122V252H115L114 250ZM10 248H12L13 251H14L13 257H10L11 255L10 256L8 255V252H9V249ZM202 251H206L207 257H205V255H199V253H201ZM245 257L247 258V260H249V262L252 261L255 258V251L253 250L250 253L248 252V254L246 253V256ZM109 263H111V262L108 261L106 264H109ZM131 264H137V263H131Z\"/></svg>",
	"mask_w": 264,
	"mask_h": 264
}]
</instances>
